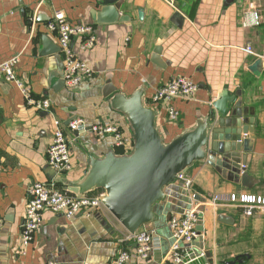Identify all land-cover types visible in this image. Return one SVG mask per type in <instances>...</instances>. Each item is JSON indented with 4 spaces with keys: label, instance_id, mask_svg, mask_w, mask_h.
I'll use <instances>...</instances> for the list:
<instances>
[{
    "label": "crops",
    "instance_id": "obj_1",
    "mask_svg": "<svg viewBox=\"0 0 264 264\" xmlns=\"http://www.w3.org/2000/svg\"><path fill=\"white\" fill-rule=\"evenodd\" d=\"M56 10L71 23L93 27L92 49L82 50L78 38L72 42L92 71L77 87L64 82L62 52L47 26ZM47 40L55 49L50 53L43 52ZM158 47L162 66L152 62ZM10 57L17 58L16 74L32 94L47 98L51 108L26 106L14 84L0 81V264H108L121 247L131 252L129 264H173L168 220L187 207L176 180L163 187L153 219L142 227L160 236L158 249L146 258L136 254L133 242L123 241L128 231L106 207L72 219L46 210L33 240L21 242L33 182L67 195L105 194L85 183L94 161L133 153L126 107L135 97L156 112L153 125L163 145L219 117L218 100L230 108L240 103L247 115L242 136L251 141L250 152L241 151L247 157L244 181L235 182L206 160H194L184 171L203 217L202 244L187 247L184 261L226 264L238 257L235 264H264V207L247 214L246 206L212 201L215 195L264 197V0H0V63ZM177 77L190 79L197 90L172 101L179 116L169 120L152 97ZM75 118L116 125L128 141L117 147L110 134L97 136L88 127L71 131L68 123ZM54 120L69 141L68 171L58 172L47 161Z\"/></svg>",
    "mask_w": 264,
    "mask_h": 264
},
{
    "label": "built area",
    "instance_id": "obj_2",
    "mask_svg": "<svg viewBox=\"0 0 264 264\" xmlns=\"http://www.w3.org/2000/svg\"><path fill=\"white\" fill-rule=\"evenodd\" d=\"M49 31L55 35L60 51L62 52L63 79L68 87H77L82 81L91 76V69L81 61L73 51V40H80L82 50L92 49L95 45V35L90 24L71 23L62 10L53 13L48 23ZM250 50L251 47L247 46ZM16 57H10L0 63V81L14 84L22 94L25 104L38 111H48L51 108L50 102L45 97H36L32 94L30 86L21 79L15 71ZM197 85L190 79L177 77L162 85L153 94V101L164 105L169 120H175L179 112L173 106L172 101L177 98L187 99L194 95ZM54 132L52 142L46 150L49 166L58 172L68 171L71 168V155L69 141L62 125L54 120ZM71 131L78 132L80 127H88L97 136L110 134L115 139L117 147H123L127 138L120 129L113 124H91L82 118H75L68 123ZM177 184L181 195L187 199V207L174 216H170L168 226L170 229V255L173 264L185 263V250L190 247L198 237L196 225L200 213L198 204L201 202L199 196L193 191V180L184 171L177 174ZM102 196L67 195L55 188L45 186L40 182H33L29 188V197L25 206V217L21 232L23 245L33 240L37 229L42 225L43 212L50 211L60 214L66 219H72L77 214L93 215L101 211L105 206L101 200ZM213 202H229L246 206V213L251 214L253 207H264V197L253 195H215ZM0 218V223H1ZM123 241L133 242L136 254L141 258L148 257L158 249L160 236L153 229L139 228L134 233H127ZM131 252L126 247H121L108 264H129ZM53 264V263H48Z\"/></svg>",
    "mask_w": 264,
    "mask_h": 264
},
{
    "label": "water",
    "instance_id": "obj_3",
    "mask_svg": "<svg viewBox=\"0 0 264 264\" xmlns=\"http://www.w3.org/2000/svg\"><path fill=\"white\" fill-rule=\"evenodd\" d=\"M54 50L48 40L44 42V53ZM159 55L158 47L152 55V62L162 66ZM109 88L108 85L105 90ZM233 99L227 101L229 105ZM222 104V99L214 104L219 117L214 115L204 127L183 133L163 145L153 125L156 112L142 107L138 98H132L126 110L134 131L133 153L126 157L108 155L103 161H94L85 186L104 189L103 205L129 233H134L153 219L155 203L161 199L163 187L173 182L178 173L186 171L194 160H206L235 182L244 181L240 173L247 157L241 151L250 152L251 141L243 138L246 130L242 129L241 122H247V115L244 109H240L239 102H235L233 108ZM203 131L207 133L206 138ZM196 231L198 237L193 243L202 244V213L198 215ZM239 261L235 257L226 264Z\"/></svg>",
    "mask_w": 264,
    "mask_h": 264
},
{
    "label": "bare ground",
    "instance_id": "obj_4",
    "mask_svg": "<svg viewBox=\"0 0 264 264\" xmlns=\"http://www.w3.org/2000/svg\"><path fill=\"white\" fill-rule=\"evenodd\" d=\"M243 194V193H242Z\"/></svg>",
    "mask_w": 264,
    "mask_h": 264
}]
</instances>
